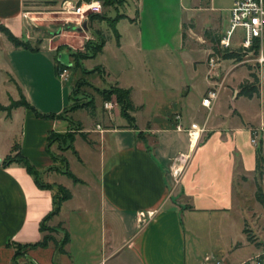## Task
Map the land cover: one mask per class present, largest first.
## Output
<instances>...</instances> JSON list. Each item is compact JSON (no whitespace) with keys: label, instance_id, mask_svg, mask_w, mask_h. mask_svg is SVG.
<instances>
[{"label":"crops","instance_id":"crops-1","mask_svg":"<svg viewBox=\"0 0 264 264\" xmlns=\"http://www.w3.org/2000/svg\"><path fill=\"white\" fill-rule=\"evenodd\" d=\"M26 1L0 0V26L18 38L31 41L34 37L31 30L46 31L37 26L34 19L39 18L30 16L25 10ZM231 3L232 0H137L138 15L130 19L126 36L116 28L119 38L118 42L115 39L114 54L109 60L105 58L107 38L99 53L104 57L100 66L107 76L114 78L116 86L130 89L134 106L130 114L136 126L131 128L127 121H118L116 117L120 115L109 116L102 125L95 123L83 127L87 140L75 135L72 143L81 137L91 151L99 154L98 173L93 182L85 181L70 170L80 180L73 182L62 172L57 164L59 161L52 160L45 151L49 131L68 129L66 124L60 126L64 120L40 117L24 107L13 109L10 119L17 112L21 116L20 153L36 168L42 182L60 184L71 193L48 222L51 226L60 224L68 232L69 241L64 251L59 252L53 244L30 249L20 258V264H240L248 255L232 257L235 251L249 244L232 209L236 176L253 174L255 169V146L250 143V127L245 122L228 123L209 117L212 107L201 105L207 91L220 83L218 74L225 76L240 63L234 61L242 58L241 35L229 50L221 52L219 48L222 30L228 26ZM75 31H80V38H89V30ZM63 35L65 33L61 32L43 37L39 49L30 51L15 47L0 32V53L10 66L19 64L17 57L25 55L24 75L11 78L16 89L19 87L42 114L61 112L66 86L74 85L73 77L67 80L57 77L53 58L56 48L65 43L73 46L63 40ZM78 45L80 48L82 44ZM187 49L191 52L202 50L205 55L206 90L199 107L207 109L206 116L199 122L198 109L196 112L183 111V100L177 96L160 104L167 107L164 116L153 111L149 118L142 119L139 111L145 104L141 97L135 98V94L137 89L150 91L151 87L145 86L149 79L152 80L148 65L170 64L173 61L167 58L170 52L183 54ZM127 50L141 56L145 83L137 84L123 76L125 70L132 69ZM226 51H236L240 55L223 58ZM213 52L220 58L217 65L210 67L208 57ZM224 61H231L233 65L225 73H219L217 69L223 67ZM190 62L191 70L196 71L199 60L190 59ZM32 66L40 73H34ZM42 77L60 88L61 103L57 109H45L44 101L33 99L48 100L42 89ZM182 83L183 78H180L178 88L181 91ZM152 87L156 89L153 84ZM224 88L222 86L219 91ZM225 90L231 102L239 98L235 95L237 88L232 93L229 88ZM219 91L213 102L218 101ZM186 92L188 88L183 91L184 95ZM233 111L240 115L236 109ZM176 113L180 115L178 120L174 119ZM191 122L205 125L207 130L201 141L191 143L186 131L175 128L176 123L187 128ZM97 124L101 130L96 128ZM71 151L82 162L74 144ZM178 152L188 153L189 158L179 180L174 182L168 167ZM8 154L0 155V264H14L13 242L28 243L41 238L39 223L53 206L52 192L40 188L23 166L17 163L1 165ZM59 173L70 179L69 185L55 181L54 176ZM43 174L46 181L41 178ZM91 188L96 193L94 204L91 203ZM147 210H155V213L144 221L139 212ZM234 223L239 224V240L231 234ZM61 236L60 231L55 234L58 239ZM237 242L241 244L235 248Z\"/></svg>","mask_w":264,"mask_h":264},{"label":"rangeland","instance_id":"rangeland-1","mask_svg":"<svg viewBox=\"0 0 264 264\" xmlns=\"http://www.w3.org/2000/svg\"><path fill=\"white\" fill-rule=\"evenodd\" d=\"M71 1L75 2L77 0ZM226 1L227 0H223V2ZM26 2L27 4L25 5V10L28 11V14L30 16L39 18L34 19L38 24L37 26H40V28L46 32H51L46 34V32L42 33L40 31L31 30L34 35L33 39L30 41L31 46L40 47L43 37H48V35L54 36L64 32L65 35L62 37L63 40H66V42H69L73 46H70L67 43L58 45L61 48L58 49V52H54L53 58L55 61L58 58L60 63L68 65V79L73 77L75 83L76 80L84 77L90 83V85H85L81 88L85 92L82 101L88 102L89 99H92L95 103L94 113H91L86 109L77 110L74 112L75 114L72 115L74 120V124L72 125L77 126L78 123V127H81L83 130L84 126L88 128L95 123H99L100 125L104 124L105 119L109 117V114L102 106L103 102L100 95L98 94L97 89L101 90L104 88H109L110 86L115 85V80L113 77L107 76L105 73L103 75H99L97 72L89 74L85 73V71L87 72L89 69H92L97 65L99 66L102 62V58L104 59V57H101L99 54H97L94 58L83 60L82 62L84 67L80 65L79 67L81 69H78L75 67L76 63L74 59L70 56V52H76L83 49L86 41L92 38L91 31H89L88 39L79 37L80 31H78L79 33L75 31L74 27L76 24L72 21V19H70L71 17L73 18L74 15H72L70 12L62 10L61 8L63 0H27ZM137 7V0H127L123 7H119V13H123L127 17L119 19L116 24V28L119 29L125 36L129 32V24L131 22L130 19L137 17L138 15ZM101 12H104L107 15L110 14L111 16L116 14L112 8L107 7H103ZM93 26L102 28V30L108 36L109 42L107 43L105 58L109 60L114 54L113 51L115 50L114 48L116 42L115 37L111 30L108 29L104 21H94ZM226 29L227 27L223 28L222 32L224 33ZM67 31H69V35H66ZM241 34V28H237L234 31L232 46L237 43V39ZM167 35L170 36V34ZM78 44H82L80 48L78 47ZM127 53V58H129L130 63L132 64V69L125 70L123 72V76L129 77L134 83L137 84H140L141 82L145 83V70L140 63L141 56L130 50H127ZM0 54L3 57V61L0 62V64L3 65L0 66V104L8 105L10 99L19 98L16 84L12 81L11 77L16 79L17 74L22 76L24 75L22 64L26 61V57L25 55L17 57L19 64H15L14 68L12 65L10 66V64L7 63V58L4 57L2 53ZM148 57L149 56L147 55V58ZM167 58H170L173 61H170V64L160 62L159 64L148 65V68L150 69L148 74H150L152 80L149 79L145 83V86L148 88L151 87L150 91H142L137 89V93L135 94V98L138 96L141 97V100L145 104L144 108L139 111V116H141L142 119L147 117L149 118L153 111L156 114L162 115L168 110L166 109V106L161 107L160 104L165 103L167 100L172 99L173 97L179 96L183 100V111L192 109L196 112L198 109L197 120L201 122V120L207 114V109L205 110L199 107L201 96L206 90L205 76L208 69L204 53L202 50L191 52L189 49H187L186 53L183 54L179 51H172L170 52L169 56H167ZM190 59L199 60L197 70L194 72L191 70ZM245 59L246 62L235 65L232 70L229 69V71H227L225 76L221 74L220 71L225 73L226 69L228 70V68L233 65L231 61H224L223 67L221 69H217V71L220 73L218 74V78L220 82H222V86L229 88L231 90L230 93H232L234 89L237 88V92L235 94L236 96H239L238 85L245 80L252 81L253 77L249 75L250 73L256 74L255 67L253 65L254 56L249 54V56ZM241 60L242 58H238L237 61H234V63ZM13 62H16V60L14 59ZM32 71L36 74L40 73L38 72L39 69L35 66H32ZM180 78H183L182 91L178 88ZM152 84L156 88L155 90L153 89ZM71 88L72 86H66L64 93V104H62L64 107L70 104L69 95ZM187 88L188 92H186L187 94L184 95L183 91H185ZM225 88L219 91L218 101L213 102L211 111L209 112V117H216L228 123L245 122L250 128L259 126L262 117L264 118V91L262 92L258 88V95L254 94L251 98L240 95L237 100L231 102V98L226 96ZM42 89L44 90L48 100L45 101L43 98L36 97L33 99H40L41 101H44L43 105L45 106L43 107L45 109H57L61 103L60 88L43 78ZM26 99L37 110H39L32 101H30L28 98ZM110 99H115V97L112 96ZM22 109L24 108L22 107ZM234 109L239 111L240 115L233 111ZM12 111L13 109L11 110L10 115H7L5 111H0V155H5L7 153L14 154L15 152L13 151L12 147L16 144L18 145L20 142L19 135L21 128V116L20 113L17 112L13 119H10L9 117L11 116ZM119 115L120 113L118 112V116ZM115 116L116 115L113 117ZM116 118L120 122H126L125 118L122 116ZM65 124L68 127V123L65 121H62L60 126H65ZM205 133L206 132L200 136L197 142L201 141L205 137ZM76 134L79 133L76 132L75 135ZM260 141L262 146V154L264 156V132H261L257 136L256 146L260 143ZM67 144V141L59 143L57 142L50 147L51 152L57 156L55 160L59 161L57 163L58 166L62 169L65 168L66 163L63 162L62 158L65 161L68 160L67 165L69 170L74 172V174L85 181L93 182L97 176L96 174L98 173L97 170L99 168L98 152L91 151L88 144L81 137H77L75 139L74 143L71 145L72 147H66ZM73 144L74 149L77 150L82 162H80L72 153L71 150L73 148ZM61 146H63L62 150L60 148ZM41 178L46 181V176L44 174L41 175ZM54 179L55 181H62L64 185L70 184V179L60 173L56 174ZM258 186H260L261 191L264 194V170L261 174L254 172L253 174L249 175L236 176L235 184L233 186L232 210L235 216H237L241 222L242 231L244 228L246 229V232L243 231L245 237L247 238V235H250L252 238V241H249L248 247L239 248L238 251H235L232 254V257L237 258L248 253V255L244 257L243 261L239 262L240 264H253V262L258 259L260 260L261 264H264V203H260L256 198L255 193ZM90 191L92 196L91 203L94 204L96 201V193H94L92 188ZM176 195H178V193H176L175 196ZM200 229L203 230V228ZM231 234L233 235L234 239L239 240L241 232L239 230L238 223H234ZM240 244V242H237L235 243L234 247L237 248ZM205 264H210V262Z\"/></svg>","mask_w":264,"mask_h":264},{"label":"trees","instance_id":"trees-1","mask_svg":"<svg viewBox=\"0 0 264 264\" xmlns=\"http://www.w3.org/2000/svg\"><path fill=\"white\" fill-rule=\"evenodd\" d=\"M127 0H101L102 7L112 8L113 11L116 12L114 16L110 14H106L104 12L98 14H90L86 21L87 30L91 31L92 38L88 39L83 47L82 50H78L76 52H70L71 57L74 59L76 66L78 69H81L79 66H83V60L94 58L97 54L102 51L103 46L105 45L108 36L102 30V28L94 27V21H104L109 30L113 33L116 41L118 42L119 34L116 29V23L119 19L126 17L125 14L119 13V7H123ZM0 32L5 35V37L15 46L23 49H27L30 51H36L39 48L33 47L30 44V41L27 39H21L16 37L13 33H11L7 28L0 26ZM61 47H57L56 50ZM216 52H219L217 48H214ZM239 52L236 51H226L222 54L223 58H235L239 57ZM56 63V72L63 67H68V65H64L60 63L59 59L55 61ZM70 65V64H69ZM97 72L99 75H103L105 73L102 66H95L92 69H89L85 73H95ZM251 77H253L252 81L245 80L238 85V94L251 98L254 94L258 95V86L256 82V74L250 73ZM85 85H90L89 81L82 77L75 81L74 85L71 88L69 99L70 104L67 105L62 109L59 113H48L42 114L36 110V108L25 98L22 91L18 87L19 98L18 99H10L8 105L0 104V111H5L7 115H10L12 109L17 107H24L26 109H30L33 111L37 116L40 117H50V118H58L64 120L68 123V129L64 132H54L49 131L47 134L46 139V147L45 151L51 157L52 160H55L57 156L53 154L50 150V147L54 143H59L63 141H67L68 144L66 147H72V142L75 137V133H79V135L84 139L87 140L86 132L82 131L81 127L73 126L74 120L72 118V113L79 110V109H86L91 113H94L95 110V103L92 99H89L88 102L82 101V98L85 95V92L81 89ZM98 94L101 97L102 102L105 100L110 99L112 96L115 97V100L119 107L120 116L125 118L127 121V126L131 128H135L134 117L130 114V111L134 109L133 103L130 99V89L121 88L116 85H112L109 88L104 89H97ZM63 146H61V150ZM14 154L6 155L2 161V166H7L11 163L20 164L25 168V170L33 177L35 183L42 189H48L52 192V199H53V206L52 209L42 218L39 223V231L41 233V238L35 242H28V243H20V242H13L12 246L14 248V264H20V258H23L27 251L34 248H42L47 247L49 244H53L55 249L59 252L64 251L65 244L69 241L68 232L57 224L56 226H51L48 222L55 216L61 207L63 201L69 199L71 197L70 191L60 185V184H51V183H44L39 179L38 171L36 168L29 162V160L23 156L18 148V145H14L12 147ZM76 153V152H74ZM63 162L66 163V167L62 169V172L66 174L69 178L72 179L73 182H80V180L68 169L67 161L62 158ZM264 156L262 154V146L261 141L260 143L255 146V169L254 172L261 174L264 170ZM256 198L260 203H264V194L261 191L260 186L257 187L256 190ZM62 232L61 238H56L55 234L57 232ZM246 232V229H243ZM247 240L252 241L250 235H247Z\"/></svg>","mask_w":264,"mask_h":264},{"label":"built area","instance_id":"built-area-1","mask_svg":"<svg viewBox=\"0 0 264 264\" xmlns=\"http://www.w3.org/2000/svg\"><path fill=\"white\" fill-rule=\"evenodd\" d=\"M62 10L70 12L74 17L72 21L76 26H82L87 21L90 14L101 13L103 7L101 0H64L61 5ZM237 28L242 29V34L239 38L240 54L242 60L240 63L246 62V57L249 54L254 56V67L256 71V84L258 88L264 91V0H232L229 8L228 26L219 40V48L221 52L229 50L233 42V33ZM219 54L212 53L208 57V64L214 67L219 62ZM57 76L61 80H67L68 68L63 67L57 71ZM222 87V82L217 84L216 88L209 89L206 95L201 99V105L210 109L213 101L218 95L219 88ZM105 111L109 116L118 115L119 107L115 99H108L102 103ZM180 115L176 113L174 119L178 120ZM96 128L101 130L100 125ZM177 130L186 131L191 143L197 142L200 136L207 130L204 124L191 122L187 128H183L179 123H176ZM264 132V118L262 117L259 126L250 128V143L254 146L257 144V136ZM189 158L188 153L178 152L171 158L168 173L170 178L177 182L183 172V168ZM155 213V210H147L139 212L144 221L150 219ZM253 264H261L260 260H255Z\"/></svg>","mask_w":264,"mask_h":264},{"label":"water","instance_id":"water-1","mask_svg":"<svg viewBox=\"0 0 264 264\" xmlns=\"http://www.w3.org/2000/svg\"><path fill=\"white\" fill-rule=\"evenodd\" d=\"M74 28H75V30L87 29L86 22H84V23L82 24V26H75Z\"/></svg>","mask_w":264,"mask_h":264}]
</instances>
